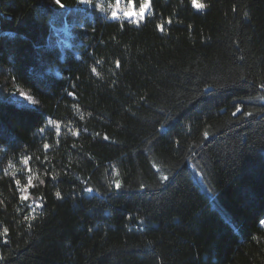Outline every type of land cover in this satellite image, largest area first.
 I'll use <instances>...</instances> for the list:
<instances>
[{"label": "trees", "instance_id": "1", "mask_svg": "<svg viewBox=\"0 0 264 264\" xmlns=\"http://www.w3.org/2000/svg\"><path fill=\"white\" fill-rule=\"evenodd\" d=\"M116 2L0 0V264H264V0Z\"/></svg>", "mask_w": 264, "mask_h": 264}, {"label": "rangeland", "instance_id": "2", "mask_svg": "<svg viewBox=\"0 0 264 264\" xmlns=\"http://www.w3.org/2000/svg\"><path fill=\"white\" fill-rule=\"evenodd\" d=\"M151 1L152 0H148L149 7H147L145 9V12L143 13L142 16L141 15L128 16V15H125V13L123 11H121V10H118L116 12V14H118V16L122 17L123 19H127V20L133 21L135 24L140 23V22H142L144 20L145 15L150 11V9H151ZM145 2H146V0H137V3L130 2L129 4H131V6H132V12L139 14V12H140V6L142 4H144ZM117 4H119L120 9H126L128 7V5H129V4H125L124 5V4H121L119 2H116L115 5H114V7ZM193 5H194L195 8H199L200 7L199 3L196 2V1L193 2ZM55 31L56 32H53V34L55 35L54 37L56 39V42L57 43H60L61 40L63 41V38H62V36H60V31H57V30H55ZM22 96L24 97V98H22V100H24L25 99V96L24 95H22Z\"/></svg>", "mask_w": 264, "mask_h": 264}, {"label": "snow or ice", "instance_id": "3", "mask_svg": "<svg viewBox=\"0 0 264 264\" xmlns=\"http://www.w3.org/2000/svg\"><path fill=\"white\" fill-rule=\"evenodd\" d=\"M55 2H56L57 5H60L61 0H55ZM144 5H146V6L144 7V11L143 12L140 11L139 14L133 13V14L128 15V16H132V15H141L142 16L143 13L145 12V9L147 7H149L148 0H146V2L144 4H142L141 6H144ZM141 6H140V8H141ZM97 7H99V5H97ZM115 15H116V13L113 16H115ZM237 111H239V109H237ZM45 147H47V145ZM17 183H19V182H17ZM117 186H119V182H117ZM57 196L59 197V193H57ZM21 200H27V197L26 196H21ZM261 223L264 224V221H261Z\"/></svg>", "mask_w": 264, "mask_h": 264}, {"label": "clouds", "instance_id": "4", "mask_svg": "<svg viewBox=\"0 0 264 264\" xmlns=\"http://www.w3.org/2000/svg\"><path fill=\"white\" fill-rule=\"evenodd\" d=\"M145 6H146V5L141 6V8H140V11H141V12L144 11V7H145ZM118 10L123 11V12L125 13V15H131V14H133L131 4H129L128 7H127L126 9H120L119 4H117V5L112 9V15H114Z\"/></svg>", "mask_w": 264, "mask_h": 264}]
</instances>
